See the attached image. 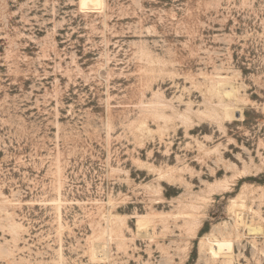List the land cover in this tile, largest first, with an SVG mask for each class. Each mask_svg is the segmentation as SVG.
<instances>
[{
  "label": "rangeland",
  "instance_id": "1",
  "mask_svg": "<svg viewBox=\"0 0 264 264\" xmlns=\"http://www.w3.org/2000/svg\"><path fill=\"white\" fill-rule=\"evenodd\" d=\"M107 1L0 0V264H264V0Z\"/></svg>",
  "mask_w": 264,
  "mask_h": 264
},
{
  "label": "bare ground",
  "instance_id": "2",
  "mask_svg": "<svg viewBox=\"0 0 264 264\" xmlns=\"http://www.w3.org/2000/svg\"><path fill=\"white\" fill-rule=\"evenodd\" d=\"M79 9L83 12H98L104 13L108 9V1L107 0H79ZM232 210L235 212V227L236 228H247L250 233L253 234H261L263 232L264 221L261 220L260 224H256L254 221L252 223H247L245 220V215L247 211H252L251 208L243 207V206H234ZM150 222L145 218H140L138 220V229L139 232H148ZM150 233V232H148ZM147 233V234H148ZM151 235V234H150ZM106 245H100L102 249L99 248L97 253L101 254L104 252ZM104 255V254H103ZM106 257V256H105Z\"/></svg>",
  "mask_w": 264,
  "mask_h": 264
}]
</instances>
